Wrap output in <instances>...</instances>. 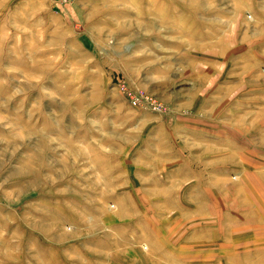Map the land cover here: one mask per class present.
I'll return each instance as SVG.
<instances>
[{"label": "rangeland", "instance_id": "1", "mask_svg": "<svg viewBox=\"0 0 264 264\" xmlns=\"http://www.w3.org/2000/svg\"><path fill=\"white\" fill-rule=\"evenodd\" d=\"M0 264H264V0H0Z\"/></svg>", "mask_w": 264, "mask_h": 264}, {"label": "built area", "instance_id": "2", "mask_svg": "<svg viewBox=\"0 0 264 264\" xmlns=\"http://www.w3.org/2000/svg\"><path fill=\"white\" fill-rule=\"evenodd\" d=\"M118 88L128 101V103L133 107H140L143 105H148L149 98L142 95L141 93L130 89L128 86H126L123 82H117ZM150 105V104H149ZM156 107L153 105V108Z\"/></svg>", "mask_w": 264, "mask_h": 264}]
</instances>
